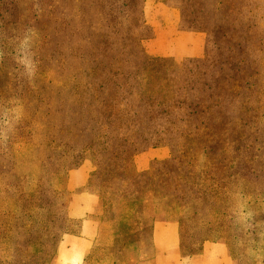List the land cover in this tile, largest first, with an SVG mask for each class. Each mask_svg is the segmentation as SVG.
I'll return each instance as SVG.
<instances>
[{"label":"rangeland","instance_id":"1","mask_svg":"<svg viewBox=\"0 0 264 264\" xmlns=\"http://www.w3.org/2000/svg\"><path fill=\"white\" fill-rule=\"evenodd\" d=\"M155 1L0 0V264H57L82 164L100 195L83 264H139L160 219L184 254L223 240L264 264V0H168L208 33L181 60L148 51Z\"/></svg>","mask_w":264,"mask_h":264},{"label":"crops","instance_id":"2","mask_svg":"<svg viewBox=\"0 0 264 264\" xmlns=\"http://www.w3.org/2000/svg\"><path fill=\"white\" fill-rule=\"evenodd\" d=\"M148 19L154 29L153 36L147 41L150 53L178 60L199 58L206 53L208 33L184 26V9L180 4L156 0L148 9ZM165 155V147L140 154L136 159L138 170H147L151 165L150 158ZM91 174L92 167L88 164L70 170L65 213L70 221L78 222V227L63 235L58 247L57 264H83L99 233L100 225L94 213L100 195L90 189ZM139 264L239 263L223 240H206L200 251L191 255L182 253L179 224L174 220L160 219L153 225L152 252L145 255Z\"/></svg>","mask_w":264,"mask_h":264},{"label":"clouds","instance_id":"3","mask_svg":"<svg viewBox=\"0 0 264 264\" xmlns=\"http://www.w3.org/2000/svg\"><path fill=\"white\" fill-rule=\"evenodd\" d=\"M24 44L26 45L27 44V41L24 42ZM22 47H24V45H22ZM20 63L24 64L25 65V68L26 70L29 71V73L31 74L32 70L34 69V65H33V62L30 58L29 55H24L20 61Z\"/></svg>","mask_w":264,"mask_h":264}]
</instances>
